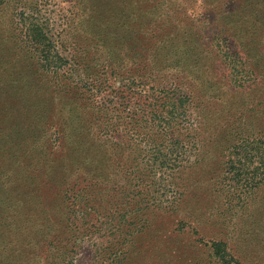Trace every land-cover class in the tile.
<instances>
[{"label":"rangeland","instance_id":"1","mask_svg":"<svg viewBox=\"0 0 264 264\" xmlns=\"http://www.w3.org/2000/svg\"><path fill=\"white\" fill-rule=\"evenodd\" d=\"M233 6L235 0H0V91L69 89L85 110L112 107L121 116H143L142 126L151 125L152 106L164 92L184 107L162 116L174 129L157 139L161 153L145 134L131 136L121 127L120 138L133 150L123 148L121 167L112 157L101 165L107 179L87 190L92 217L84 225L61 197L68 184L82 181L60 133L73 103L54 101L44 115L29 105L13 120L19 129L11 118L0 122V264H219L207 245L212 239L226 242L237 264H264V75L246 78L230 105L222 94L225 70L214 66L195 73L174 61L156 75L159 82L165 75L166 87L131 81L142 61L136 60L150 52L140 46L152 30L148 21L175 7L180 25L204 36L198 47L211 39L214 46L217 33L230 26L222 12ZM33 28L50 43L52 60L64 58L60 63L39 65ZM255 59L263 71L264 58ZM204 77L213 83L200 91ZM119 82L125 94L116 91ZM208 93L214 97L203 100ZM228 105L231 115L224 116ZM238 114L247 126L229 144Z\"/></svg>","mask_w":264,"mask_h":264},{"label":"trees","instance_id":"2","mask_svg":"<svg viewBox=\"0 0 264 264\" xmlns=\"http://www.w3.org/2000/svg\"><path fill=\"white\" fill-rule=\"evenodd\" d=\"M153 1L155 2V0H150V3ZM252 2L249 0L248 6L245 4L242 6L241 4L239 5V0H235L234 8L222 12L225 16L227 15V20L230 19L228 21V25L230 26H225L217 33V44L213 46L211 44L213 43V39H211L203 47H198L199 42H201L198 39L203 40L205 39L204 36L198 33H196L197 35H191V28L185 30L180 25V21L175 18L176 14L173 12H176V8L168 7L166 12L167 16L163 19L153 22L148 21L147 24L149 27L147 28H152V30H150V35L146 36L148 37L147 41L140 40V46L144 47L143 51L147 52L149 49L150 52L143 55V59L140 55V58L136 60L137 62L142 60L140 64L143 63L145 65L139 64L143 66L140 67L137 64L136 72L134 73L135 77H132L131 81L143 82L145 80L149 83L157 82L159 85L166 87L168 80L163 79V76L166 78L165 75L161 77L162 80L160 81L162 82L156 80L157 78L160 79L156 75L159 73L163 74L164 70L169 69L174 61H178L181 68L192 69L195 73H199V69L203 70V68L207 72L210 66H214L222 73L223 69L225 70V77L221 73V81L227 86V90H223L222 94L228 98L226 102L230 105L228 102L231 101L233 96L243 90L242 86L246 78L250 80L255 76L262 77L264 75V70L260 71V66L254 63L256 60L255 57L264 58V0H254L253 4ZM141 25L140 20V23L137 24L138 28H141ZM33 33L34 36L31 43L36 47L38 54H40V58L37 57V62L40 66L49 69L52 65H57V63H60L64 59L55 56L56 62L52 60L51 58L53 57L49 56V51L51 52L50 43L45 38L42 30H34L33 28ZM191 36L195 40H190L192 39ZM138 38L144 39L145 36L141 35ZM210 45L213 48L209 50L208 47ZM208 53L212 54V59L210 56L208 57ZM177 55L179 58H177ZM172 56L177 59L173 60ZM169 57L172 61L168 59ZM71 72H73V69ZM51 76L53 75L44 74V78L49 83L53 81V77ZM224 78H226V81ZM207 83L212 84L213 82L204 77L200 82V91L207 90ZM119 84L120 86L117 87L116 91L119 94H125V84H121L120 82ZM164 93L166 94L165 98L157 97L152 106L151 114L154 120H151V125L146 126L145 123L142 126L143 116H121L118 113V109L112 107L92 106L85 110L86 106H81L76 103L79 101L78 94L69 89L58 91L55 88L47 87L45 89H37L36 93L31 88L29 90H20V92L15 90L12 93L0 91V122L3 124L6 117L11 118L14 128L19 129L20 124H14L13 120L15 118L19 120V116L26 111L29 105L37 107L38 109L40 107L41 114L44 115L45 112L50 110V105L54 101H58L59 103L63 101L73 103H67L70 106V112L67 113V117L60 123V133L62 134V140L66 139L67 141L64 140V142L70 146V156L73 159L71 163L72 172L73 174L80 175V177H76V180L81 179L82 181L68 184L63 192L61 191V197L64 201L68 200L69 202L68 206H65L64 209H71L74 214L79 213V216L75 220L82 219L81 224L84 225L86 219H91L92 217V209L88 206L91 195H87V190H91L90 186H97L102 183L104 178L107 179L105 172L101 169V165L105 166L107 164L105 163L107 158L112 157L115 168L121 167L120 159L117 157H122V153L124 152L123 148L128 151L133 150V145L127 141L123 142L122 138H120L119 133L123 131L120 130L121 127H124V130L131 136H134V134H145L142 136L151 138L149 145L154 150L153 152L161 153L162 147L157 139L166 137L174 129L173 123L165 120L166 118L162 116L164 114H173L177 109H184L182 99H175L173 94L170 97L166 92ZM209 96L214 97V94L208 93L202 99L204 100V97ZM21 103L25 106L24 110ZM240 104L243 105L244 101L240 102ZM229 105V110L224 116H227V114L231 115ZM238 108L240 107L238 106ZM262 115L264 116V113ZM240 116H238L237 120L238 127L233 128V139L228 141L229 144L239 138L243 129L247 126L244 123L242 124L243 116ZM155 118L159 121H156ZM154 121L157 123L153 124ZM67 127L70 128V132L66 131ZM98 131L105 132V139L102 138V135ZM252 142L254 141L252 140ZM262 142L264 144V141ZM10 149L12 148H8V152H10ZM59 158L61 159L60 156ZM64 177L65 174L63 173L60 178L59 176L57 177V181L61 182ZM48 184L49 182H45L44 186ZM48 190H50L49 187ZM138 200H140V197L136 201ZM74 222H71V227H75ZM48 245L49 243L47 241H41V246L49 248ZM207 245L212 256L219 264H237L227 249V243L223 240L212 239ZM70 253L67 252L64 260L69 262L72 259Z\"/></svg>","mask_w":264,"mask_h":264}]
</instances>
